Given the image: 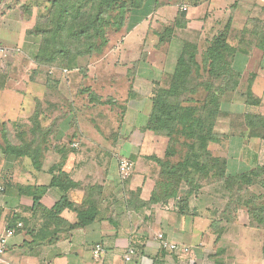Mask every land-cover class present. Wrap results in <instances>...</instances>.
Returning a JSON list of instances; mask_svg holds the SVG:
<instances>
[{
	"label": "crops",
	"instance_id": "0c3cea01",
	"mask_svg": "<svg viewBox=\"0 0 264 264\" xmlns=\"http://www.w3.org/2000/svg\"><path fill=\"white\" fill-rule=\"evenodd\" d=\"M176 13L174 9H164L160 16L172 21L174 18L170 15L173 17ZM187 13L188 26L181 30L186 33L184 39L190 40L188 35L195 32H202L200 39L211 32L228 33L227 44L236 49L232 65L242 77L238 90L227 94L223 101L216 125L217 133L231 136L220 137L219 142H212L209 147H214L215 156L219 158L223 156V145L235 147L233 156L238 167L264 166V126L253 122L252 129L245 122L248 113L264 118V34H261L264 0H206L197 7H189ZM150 17L148 6L134 10L128 19L127 38L116 50L127 55L133 48L143 49L142 44H146L144 59L139 63L143 74L139 70L136 75H103L96 79L92 75L86 78L53 75L55 90L49 87L45 75H37L38 41L29 36L30 27L24 23H8L5 19L0 21V44L17 51L9 60L10 69L24 74L0 75V145H3L4 124L11 134H14L13 123L29 127L30 118L38 108L42 127L51 131L39 169L33 165L31 157L7 155L0 148V185L5 188V192L0 193V238L12 224H24V229H18L10 239L6 252L0 256V264H215L212 260L215 252L209 243H214L210 217L199 212L182 214L175 202L140 207L127 194V191L141 189L140 199L148 201L154 189L158 167L148 157H161L165 140L143 130L151 112L150 98L156 84L162 85L164 79L170 77L159 74L174 72L177 60L168 58L180 56L176 50L169 52L173 51V42L161 38L164 36L158 31L162 27L160 22L147 27L152 35H158L151 36L147 45L139 29L148 24ZM143 40L146 43H142ZM112 53L110 51L109 55ZM63 71L65 74L73 72ZM248 90L258 104L246 103ZM94 93L103 101L113 99L115 103L97 104ZM116 93L121 103L115 100ZM79 98L83 99L81 106ZM238 102L241 105L236 111ZM224 105H230L231 111L224 110ZM105 107L109 108L111 123L115 121L110 132L105 130L106 114L101 113L98 120L93 115L94 110ZM239 119L242 120L241 132L234 125ZM74 144L78 147L74 148ZM65 145L72 150L63 152ZM118 154L133 164L128 184L121 178ZM60 169L79 185L67 193V198L77 206L90 187L103 188L100 218L75 229H67L61 223L64 220L73 225L78 217L69 208L60 213L55 211L64 193L50 183ZM42 188H45L44 193L35 200ZM27 189L32 193L25 194ZM158 233H164L175 243L192 247V251L186 254L163 250L155 239ZM96 244L104 248L100 259L93 254ZM130 245L137 249V255L126 262L124 257Z\"/></svg>",
	"mask_w": 264,
	"mask_h": 264
},
{
	"label": "trees",
	"instance_id": "16d2710c",
	"mask_svg": "<svg viewBox=\"0 0 264 264\" xmlns=\"http://www.w3.org/2000/svg\"><path fill=\"white\" fill-rule=\"evenodd\" d=\"M62 1L64 2L59 5L58 14L54 16V18L56 17V23L52 31L44 29L48 17H43L40 20L44 28L38 23L32 32L30 30L28 32L29 35L30 33L37 36L40 35L42 38L36 55L38 71L41 69L39 67H48L49 69L54 63L58 62L63 65L61 70L74 71L80 69V73L86 78L88 68L82 66V61L93 58L95 55H102L103 49L110 43L107 31L112 28L121 31L128 22L132 11L143 8L147 0H144L145 2L143 0ZM203 2L202 0H197L191 3L190 6L197 7ZM187 12L182 11V9L178 12L177 22L182 23L183 27L188 22ZM46 28L48 27L46 26ZM262 33L264 34V31H261ZM227 35L228 33L226 32L217 34L216 39H213L215 40L214 44L208 50V55L210 54L212 58L220 60L223 71H220L217 67L215 68V66L214 69H211L210 66L209 71L206 72L208 75H191L192 71L189 64H192V68H196L197 73L205 72L206 69H203V63L201 64L197 59L199 54L198 47L190 45L192 44L191 42H187L189 44L184 45L177 60L174 74L169 77L168 87L164 89L161 83L156 84L157 87L150 98L151 112L143 132H151L158 137L164 138L165 147L161 157L155 155L148 157L158 167L155 186L149 200L140 199L141 189L135 192L127 191L128 196H132V200L139 203L140 207L168 204L172 198L182 191L183 187L181 188L180 183H184L190 187L188 186L186 195L181 197L178 209L182 214L190 213L194 215L199 211L197 207H191V200L200 191H197L199 187L198 180L210 175L221 177L225 175L227 162L219 157L212 158L208 152V147L212 142H219L220 137H226V135H220L216 131L218 118L221 115V106L227 94L234 93L241 86V75L223 74L230 66L232 67L233 57L236 53V49L227 44ZM188 46L192 47V52H189ZM212 64L214 65L213 62L210 65ZM45 76L49 87L55 90L56 88L53 86L54 76ZM196 81L199 84L193 86L192 84L196 83ZM202 91L207 94L206 99H195L194 96ZM181 93L191 95L190 101H188L189 106H191L190 104L198 106V108L188 107L183 112L185 116L183 121L178 118L177 114L180 115L182 113L179 110L168 112L169 108H171V102L167 100L175 95H181ZM100 98L94 93L95 102L98 104L115 103L113 99L103 101ZM245 98L246 103L249 105L258 104L250 90H248ZM245 122L252 129L254 128L253 122H257L259 127L264 126V118L250 113L245 115ZM30 124L29 127L24 128L20 124L13 123L14 134H11L6 124H4V128L1 131L3 145H0V148L7 155L12 154L16 157L27 155L31 157L33 165L39 169L51 131L42 127L39 108L31 116ZM182 138L188 140L189 143L183 146L186 149L188 148L191 153L187 154L182 160L177 161L175 159L177 156L176 152H178L177 146ZM62 150L67 152L72 149L70 146L65 145ZM130 163L132 162L130 161ZM263 172L264 166H259L251 169L248 174L240 175V179L244 183L249 184ZM130 179L127 177L124 180L126 184H128ZM235 181L231 180L230 184H234ZM50 185L59 188L64 193V197L56 204L55 211L60 213L65 208H69L77 213V223L71 225L64 220L61 221L67 229L84 227L101 217L100 206L103 195L101 186L90 187L81 205L77 206L67 198V193L70 189L79 187L70 178L69 174L60 169L59 174L52 178ZM31 191L27 189L24 192L25 194H31ZM38 191H40L39 196H36L35 200L41 198L40 195L44 193L45 188ZM18 223L22 222H16L11 226L16 227ZM22 229H24V224ZM215 264L222 263L215 261Z\"/></svg>",
	"mask_w": 264,
	"mask_h": 264
},
{
	"label": "rangeland",
	"instance_id": "374dc122",
	"mask_svg": "<svg viewBox=\"0 0 264 264\" xmlns=\"http://www.w3.org/2000/svg\"><path fill=\"white\" fill-rule=\"evenodd\" d=\"M195 1L197 0L144 1L145 4L143 7H149V9L151 10V17L148 19V24L146 23L144 28L139 29L141 31L140 33L144 37L143 39L147 40V45H149V40L152 38L151 36L158 35H156V33L152 35L151 31H147V27H150L156 22H160L162 27H159L158 31L160 33L162 32V35L164 37H159L168 39L169 41L173 42V51H169L170 53L174 52V50L181 53L184 45L189 44L187 42H191L192 44L190 45L198 47L199 54L197 56V59L201 64L203 63V69L205 68L206 70L204 69L205 72L197 73L196 68H192V64H189V67H191L192 71L191 75H208L206 72L209 71L210 66L211 69H214L215 66V68L217 67L218 69H220V71H223L224 69L221 67L220 60H218L217 58H212L210 54L208 55V50L209 48H211L212 44H214L215 40L213 39H216L217 34L211 32L209 34H205V36L200 39L202 36V32H195V35H188L190 37V40H185L184 35L186 33H183V31L181 30L187 28L188 22L185 24V27H183L182 23L177 22L178 12H180L182 7L189 8L191 7V3H194ZM202 1L206 3V0ZM62 2L64 1L0 0V21L2 22V20L5 19L4 21H8V23H24L26 26L30 27L29 30L32 32L34 30V27L38 23L44 28V25L40 19H42L43 17H48L46 24L48 28H46L45 26L44 29L52 31L56 23V17L54 18V16L55 14H58L60 9L59 5ZM159 9H161V16L163 15L162 11H164V9H174L177 13L176 15H173V17L171 14L170 17L174 19L172 21H169L167 20V17H161L157 14L158 12H160ZM51 15L53 16L51 17ZM157 18H160L161 20H158ZM127 24L128 22L121 31H117L115 28L109 29L107 31V36L110 43L103 49L104 52L102 55H95L93 58L84 59L82 61V66H84V68H88L87 75H92L94 78L96 76L102 77L103 75H136V72L140 70L139 63L144 59V50H146V44H142L144 45L143 49L141 47H137L136 50L133 48L132 51L127 55H125L124 52L122 54L118 52L120 50L116 51L118 45H121L123 43L122 40L127 38ZM29 36L35 37V39L38 41L39 46L42 39L41 36H37L35 34L33 35L31 33ZM144 40L142 41V43H146L144 42ZM138 42L140 43L141 41H138L137 39V43ZM188 47L189 52H192V47ZM110 51H113V53L109 55ZM122 55H124V57ZM176 56L177 55H173V57L171 56V58L168 59L178 60L179 57ZM212 62L214 63V65H210ZM4 63V67L1 66ZM9 65H11V61L0 60V75H24L13 73ZM232 67L230 66L228 70H226L223 74L241 75L236 67ZM39 68L41 69H39L40 71H38L37 75H82L80 73V69H76L69 74H65V72L63 71L65 69L61 70V68H63V65L58 62L54 63L53 66L49 69L48 67ZM143 73L144 72L140 70V74ZM28 74L30 75L32 73ZM173 74L174 72L164 74L160 73L159 75ZM168 81L169 80L164 79V81L162 82V86H164V89L168 87ZM196 84H199V82L196 81V83L192 85L194 86ZM125 85L128 86L126 83ZM118 93L121 95L119 91ZM115 95V100L117 102L120 101L119 103H121V98L118 97L117 93ZM190 96L191 95H187L186 93H181V95H175L171 99L168 98L167 100L171 102V108H169L168 112L172 110H179L182 113L180 115L177 114L178 118L180 121H183L185 117L183 112L188 107L198 108V106H194L192 104H190L191 106H189L188 101H190ZM206 96L207 94L202 91L199 94L197 93L194 97L195 99L205 100ZM82 100V98H79V106L82 105ZM239 100L240 99H236V101ZM183 102L184 104L182 105ZM240 105L241 104L238 102V104L236 105L237 107L235 108L236 111ZM223 109L226 111H231V106L224 105ZM101 113H105L106 117L108 118V122H106L105 124V130L107 132H110V128L112 127V125L113 128L115 126V121L112 120V123L110 121V119L112 118L109 112V108L105 107L103 109L98 108L96 109V111L94 110V118L98 120ZM89 116H91L90 113ZM227 119H229V117ZM229 120H232V117ZM239 120L236 121L234 125L239 128L238 132H241L242 120ZM225 129L226 128L224 127L223 130ZM228 132L229 131H227V134ZM230 136L231 134H229V137ZM226 137H228V135ZM187 143H189L188 140L183 138L180 139V142H178V152H176L177 156L175 158L177 161H179L180 159L182 160L187 154L191 153L188 148L186 149V147L183 146ZM214 151V147H208V152L210 153L212 158L220 157L218 155L215 156L216 153ZM221 152L223 154L222 160H225L227 162V170L225 172V175L223 177L210 175L209 177L200 178L198 180L199 187L197 188V191H200L197 193V195L195 194V197L192 198L191 207H197L199 213L210 217L212 223L211 232L214 234V243H209L212 246V250H214L215 252L212 255V260L214 263L215 261H220L222 264H260L264 262V172L258 175L256 179H253V182H250L249 184L244 183L242 179H240V175L250 173L251 169L240 166L238 167L236 162L237 159L233 156V154L235 153V147H230V145H223ZM118 155L124 156L121 154ZM231 180L236 181L234 184H230ZM180 186L181 188L183 187L182 191L170 201L173 203L175 202L177 205L179 204L181 197L186 195V191H188V188L190 187L189 185L188 187L187 184L184 183H180ZM211 243H213V245Z\"/></svg>",
	"mask_w": 264,
	"mask_h": 264
},
{
	"label": "built area",
	"instance_id": "2783aa9c",
	"mask_svg": "<svg viewBox=\"0 0 264 264\" xmlns=\"http://www.w3.org/2000/svg\"><path fill=\"white\" fill-rule=\"evenodd\" d=\"M182 11H188V8L182 7ZM15 52L17 51L0 44V60L1 61H9L13 57V54ZM73 147L77 148L78 145L74 144ZM116 160L118 163L121 178L126 179L133 173L132 163H130V161L126 157L119 156V155L116 157ZM4 192H5V188L0 185V193H4ZM22 227H23V224L18 223L16 227L8 228L5 231V233L1 236L0 256L6 252L10 239L14 237L16 235L17 230L21 229ZM155 239L163 250L171 252V253H186L187 254L192 251V247L181 244V243H175L172 240H170L164 233H158L155 236ZM103 253H104L103 245L96 244L93 249L94 257L96 259H100ZM136 255H137V249L134 246L130 245L124 257L125 261L131 262Z\"/></svg>",
	"mask_w": 264,
	"mask_h": 264
}]
</instances>
